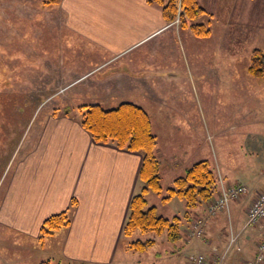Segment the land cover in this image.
Masks as SVG:
<instances>
[{
    "label": "crops",
    "instance_id": "1",
    "mask_svg": "<svg viewBox=\"0 0 264 264\" xmlns=\"http://www.w3.org/2000/svg\"><path fill=\"white\" fill-rule=\"evenodd\" d=\"M197 2L211 17V28H221L219 32L211 29L207 39H197L188 30L166 23L161 8L149 4L148 0H62L57 8L66 17L69 37L86 40L94 46L85 52L76 51V54L101 57L94 62L92 73L72 82H82L88 76V82H128L126 92L119 96V100H126L131 94V97H139L140 101L162 104L165 98L168 101V94L162 92L161 86L150 83L143 91L140 81L164 82L168 89V86L175 88L177 82H193L192 73L201 68H205L201 71L207 68L217 70L225 57L238 54L239 37H246L239 35V22L249 24L246 21L250 12L245 8L257 0ZM260 13L252 14L257 23ZM208 55L215 57L211 65L206 63ZM100 71H103L102 74L96 76ZM195 74L200 80L201 72ZM189 115L167 111L166 128L163 129L167 134L166 141L154 131L155 126L149 117L157 140L154 154L159 164L160 183L168 178L166 187L161 185L162 192H166L190 166L207 161L199 155L203 149L198 140L200 127L188 121ZM237 129L235 125L229 126L228 130ZM187 133L190 134L188 140L193 144L190 149L186 148L189 143L180 142L177 137ZM141 165L140 153L121 150L109 143L94 142L81 127L79 115L73 111L48 114L37 128L36 138L29 144L6 187L0 204V223L39 240L40 227L46 218L70 210V225L56 232L51 236L53 238H48L50 246L41 248L42 258L38 264L45 260L50 264H140L135 254L130 253L128 243L151 238L155 244L159 239L179 247L186 256L185 260L196 253H210L213 248L219 250L218 245L226 244L228 235L220 223L231 208L208 217L207 203H204L191 210L186 217L185 203L176 197L163 203L162 193L157 198L147 193V204L154 206L157 214L167 220L181 218V239L169 242L165 233L156 237L149 234L147 238L145 234H133L131 237L134 239L125 238L123 228L129 203L141 189L138 179ZM216 166L214 170L210 165L217 180L214 198L219 195L221 185L245 186L247 182L252 187L250 189L246 185L248 194L231 206L232 209L237 207L238 212L245 216L256 194L264 192V183L255 179L230 181L221 173V165L216 163ZM169 173L172 174L170 177ZM257 187L259 189L255 190ZM72 202H75L74 207ZM196 218L205 220L206 242L188 237L190 223Z\"/></svg>",
    "mask_w": 264,
    "mask_h": 264
},
{
    "label": "rangeland",
    "instance_id": "2",
    "mask_svg": "<svg viewBox=\"0 0 264 264\" xmlns=\"http://www.w3.org/2000/svg\"><path fill=\"white\" fill-rule=\"evenodd\" d=\"M58 6H46L44 0H0V204L43 118L66 110L79 115V106L87 104H98L104 109H113L121 103L135 104L146 111L153 121L154 131L163 141L167 140L163 130L167 111L189 113L188 121L200 127L198 140L203 147L199 153L202 159L214 170L219 163L221 173L230 181L255 179L264 183V77L255 78L248 73L253 50L264 53V0L245 8L250 12L246 21L249 24L239 22L237 29L240 36L246 37H239L238 54L224 56L217 70L201 71L205 69L201 68L192 73L193 82H177L175 88L168 86L167 89L164 82L140 81L143 91L150 83L161 86L162 92L168 94V101L165 98L166 103L162 104L140 101L131 94L126 100H119L128 82H88L90 76L82 82H72L92 73L95 61L101 57L76 54L94 46L86 40L69 37L66 17ZM258 12L261 18L257 23L252 14ZM168 24L179 28L177 20ZM211 29L221 30L215 26ZM214 58L208 55L207 65H211ZM198 72H201L200 80L195 74ZM235 125L238 129L230 132L229 126ZM177 137L180 142L190 144L186 148L193 147L188 140L190 134ZM167 181L168 178H164L161 185L166 187ZM261 183H258L260 187ZM245 184L252 188L249 183ZM218 192L221 193V187ZM165 195L166 192H162L161 197ZM231 206L232 203L228 207L231 212L225 213L220 224L225 234L238 237L242 252L233 251L230 259L232 263L241 264L252 257L258 244H264V222L257 227L244 228L245 216ZM134 234L140 235L139 232ZM149 234H145V238ZM48 238L53 237H47L43 244L0 223V264H38L42 258L41 248L50 246ZM218 246L219 250L223 248ZM171 248L175 246L158 239L146 253H130L135 254L140 264H186L188 259L185 260L179 247L173 252Z\"/></svg>",
    "mask_w": 264,
    "mask_h": 264
},
{
    "label": "trees",
    "instance_id": "3",
    "mask_svg": "<svg viewBox=\"0 0 264 264\" xmlns=\"http://www.w3.org/2000/svg\"><path fill=\"white\" fill-rule=\"evenodd\" d=\"M61 0H44L49 7L58 6ZM151 5L161 8L166 23L178 20L181 30H188L197 39H207L211 35V17L198 4L197 0H148ZM201 19V22L199 20ZM205 19V21H204ZM248 73L255 78L264 77V53L253 50ZM69 110H66V113ZM81 127L92 140L101 144H113L116 148L142 155V165L138 179L140 191L129 203L128 217L124 224L123 236L131 237L136 232L152 234L155 237L165 233L169 242L181 239V218L167 220L157 214L154 206H148L146 194L160 196L159 164L154 151L157 144L151 130L148 114L141 107L132 103H121L113 109H104L98 104H87L77 109ZM217 190V180L207 161H200L190 166L183 176L176 178L167 188L161 202L166 203L173 197L182 200L189 212L201 204L209 202ZM75 202H72L74 207ZM70 210L46 218L40 227L39 240L53 236L56 232L70 225ZM155 245L153 238L134 240L128 243V249L144 253ZM40 264H50L48 261Z\"/></svg>",
    "mask_w": 264,
    "mask_h": 264
},
{
    "label": "built area",
    "instance_id": "4",
    "mask_svg": "<svg viewBox=\"0 0 264 264\" xmlns=\"http://www.w3.org/2000/svg\"><path fill=\"white\" fill-rule=\"evenodd\" d=\"M247 194V188L244 186L222 187L220 195L207 204L206 210L208 216H214L217 213L227 209L232 201H237ZM264 221V193H259L250 204L246 212L245 228H251L261 225ZM190 236L196 239L204 240L205 231L202 219H196L190 226ZM238 237H229L225 248L221 251L212 249L209 254H196L188 258L189 264H235L230 259L231 252H241L238 246ZM264 263V244L260 243L256 247V253L252 258L243 260L241 264H263Z\"/></svg>",
    "mask_w": 264,
    "mask_h": 264
}]
</instances>
